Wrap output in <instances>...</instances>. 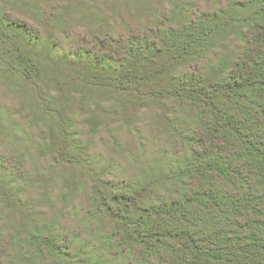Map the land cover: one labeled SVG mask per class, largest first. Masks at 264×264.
Segmentation results:
<instances>
[{
  "label": "trees",
  "instance_id": "16d2710c",
  "mask_svg": "<svg viewBox=\"0 0 264 264\" xmlns=\"http://www.w3.org/2000/svg\"><path fill=\"white\" fill-rule=\"evenodd\" d=\"M220 1L224 9L189 19L180 29L169 26L157 41L150 40L153 26H146L130 39L106 38L104 45L92 47L94 52L79 48L71 53V65L50 40L47 69H35L21 53L16 55L23 81L34 91L67 84L57 78L67 68L75 72V81L116 94L114 99L105 95L113 103L101 105L105 116L114 104L130 109L146 98L168 105L169 113L159 119L167 131L175 129L167 144L181 161L170 170L169 191L166 182L152 190L144 181L127 187L121 181L94 195L83 222L91 224V216L110 222L109 229L90 231L104 244L103 251L81 233L73 239L26 228L25 239L7 241L11 249L1 245L0 264L42 259L44 264H264V0ZM13 34L30 46L41 43L27 22L1 7L0 48ZM145 52H161L165 60L157 61L156 68L165 74V85L153 86L158 74L139 72L136 62L129 63L135 71L115 62L144 58ZM199 61L206 65L201 68ZM169 62L182 69L168 74L161 67ZM58 131L65 138V129Z\"/></svg>",
  "mask_w": 264,
  "mask_h": 264
},
{
  "label": "rangeland",
  "instance_id": "374dc122",
  "mask_svg": "<svg viewBox=\"0 0 264 264\" xmlns=\"http://www.w3.org/2000/svg\"><path fill=\"white\" fill-rule=\"evenodd\" d=\"M220 2L0 0V8L5 7L12 17L27 22L41 39V43L30 46L13 34L4 49L0 48V248L2 245L5 250L11 249L9 243L15 236L25 239L24 230L35 228L66 233L71 238L81 233L82 239L93 241L90 246L103 251L104 244L93 239L90 231L109 229L110 222L100 223L96 216H91V224L83 222L94 195L121 181L125 187L144 181L152 190L166 182L164 189L169 191L167 181L173 177L170 170L181 161L176 157L179 154L173 153L175 148L167 144L175 129L167 131L166 122L159 119L165 116L161 114L169 113L168 105L146 98L130 109L114 104L112 113L105 116L100 112L101 105L112 106L105 96L112 94L94 84L75 81V72L67 68L57 73V78L67 84H49L46 90L34 91L23 81L16 55L21 53L35 69H47L50 46L46 40H50L57 54L63 55L62 60L71 65V53L79 48L94 52L92 47L104 45L106 38L130 39L146 26H153L149 36L154 42L169 26L180 29L187 26L189 19L201 20L224 9ZM158 21L161 27H157ZM142 56L115 62L125 70L152 71L158 74L153 86L165 85V74L156 68L157 61L164 58L161 52H145ZM130 62H136L135 68H130ZM199 62L201 68L206 65L205 61ZM161 68L168 74L175 73L170 62ZM102 97L106 104L100 103ZM37 108L39 112H35ZM183 121L190 123L185 116ZM57 128L63 133L65 129V138L58 135ZM92 224L93 228H89ZM41 263L43 259L34 262Z\"/></svg>",
  "mask_w": 264,
  "mask_h": 264
}]
</instances>
